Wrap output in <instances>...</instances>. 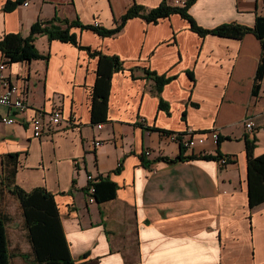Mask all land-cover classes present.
<instances>
[{
    "label": "crops",
    "instance_id": "obj_1",
    "mask_svg": "<svg viewBox=\"0 0 264 264\" xmlns=\"http://www.w3.org/2000/svg\"><path fill=\"white\" fill-rule=\"evenodd\" d=\"M24 1L0 0V38L26 37L34 24L54 18L113 29L132 5L149 11L163 3ZM189 13L204 29L253 26L264 16V0H196ZM69 33L79 45L38 34L35 46L47 57L7 65L4 73L24 90L28 108L16 113L0 104V175L7 155L17 154L12 181L54 195L77 264H264V203L249 207L246 156L247 139L255 155L264 153V80L259 95H252L260 40L252 33L202 36L178 13L157 22L129 18L111 36L79 26ZM80 46L122 61L110 81L102 128L91 113L98 57ZM3 59L0 52V65ZM154 74L169 79L160 91ZM57 107L64 120L35 137L36 111ZM7 115L18 122L5 124ZM249 117L256 122L253 132L245 127ZM211 129L219 131V144L209 139L189 149L169 136ZM94 140L102 144L94 147ZM178 156L184 159H163ZM221 156H228L227 164ZM101 177L117 184L116 197L91 202L86 190ZM0 216L11 264H37L19 200L7 190Z\"/></svg>",
    "mask_w": 264,
    "mask_h": 264
},
{
    "label": "trees",
    "instance_id": "obj_2",
    "mask_svg": "<svg viewBox=\"0 0 264 264\" xmlns=\"http://www.w3.org/2000/svg\"><path fill=\"white\" fill-rule=\"evenodd\" d=\"M196 0H186L183 7L170 6L163 3L152 10L146 11L144 7L134 4L123 15L121 23L113 29H107L100 24L84 25L80 21L60 20L54 18L51 21H39L31 28L30 34L26 37L17 33H7L0 38V52L3 54V62L6 65L15 62L31 61L32 59L46 58L35 46V38L38 34H46L50 40L58 39L64 42H72L76 45L78 40L74 34L69 33L73 26L89 29L101 36H111L120 31L124 23L132 17H142L150 22H157L160 18H165L171 14L178 13L188 21L193 31L204 36L214 34L218 36L242 39L246 34H254L262 44V54L256 72L252 95L257 97L262 88L264 80V16H258L253 26L238 23L222 24L214 29H204L197 25L194 18L189 13L190 6ZM59 21L66 28L57 25ZM86 49L91 57H98L97 77L93 87L92 96V121L94 123L104 122L107 118L108 98L110 93V81L115 71L122 69V61L117 56H109L100 51ZM155 76V74H154ZM157 88L160 91L162 86L169 79L155 76ZM160 107L166 108V104L160 101ZM221 141V136L219 142ZM219 144V143H218ZM254 144L247 139L246 156L248 169V201L249 207L254 208L264 203V153L255 155ZM17 154H8L4 172L0 175V204L3 194L7 190L11 195L19 200V204L24 217L27 229L28 240L32 246L33 255L37 264H77L71 256L68 240L64 231L60 211L56 199L52 193L44 187H38L31 191H26L12 181L17 167ZM203 158H214L213 156L203 155ZM195 157H190L194 159ZM218 158V157H217ZM8 161L13 167L7 166ZM167 162H175L184 159L178 156L174 159L163 158ZM90 186L94 187L93 197L99 203L112 200L116 197L117 184L108 178H98L91 182L87 188L89 193ZM0 264H11L8 252L6 219L0 216Z\"/></svg>",
    "mask_w": 264,
    "mask_h": 264
},
{
    "label": "built area",
    "instance_id": "obj_3",
    "mask_svg": "<svg viewBox=\"0 0 264 264\" xmlns=\"http://www.w3.org/2000/svg\"><path fill=\"white\" fill-rule=\"evenodd\" d=\"M30 0H25L24 5H28ZM166 4L175 7H183L186 4V0H164ZM97 24V23H94ZM7 65L2 62L0 65V104L8 106L10 109H13L16 113L24 112L27 110L28 105L25 101L24 90L17 85H14L10 82L9 78L5 75V70ZM1 120L5 124H15L18 122L16 117L12 115L3 116ZM64 120L62 110L57 107L51 111L37 110L35 115L31 120L33 135L37 138L44 136L53 126L59 125ZM76 122V118L72 117L69 119V123L72 125ZM245 127L253 132L256 128V122L252 117L246 118ZM103 124H97L98 128H102ZM170 139L178 142L181 146L192 149L198 144L205 143L207 140H212L214 144L219 143L220 134L217 129H211L202 134H197L193 130H188L183 133H173L169 134ZM102 144L101 140H94L93 146H99ZM149 153V152H148ZM228 156H221L219 162L222 165L227 164ZM78 162V161H77ZM90 180H93V176L88 177ZM94 187L90 186L89 188V200L91 202L96 201L93 197Z\"/></svg>",
    "mask_w": 264,
    "mask_h": 264
}]
</instances>
